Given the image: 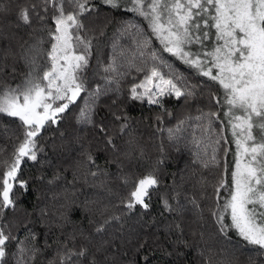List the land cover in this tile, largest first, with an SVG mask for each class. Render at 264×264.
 Here are the masks:
<instances>
[{"label":"trees","instance_id":"16d2710c","mask_svg":"<svg viewBox=\"0 0 264 264\" xmlns=\"http://www.w3.org/2000/svg\"><path fill=\"white\" fill-rule=\"evenodd\" d=\"M8 3L9 0H0V4ZM93 4L98 14L94 12L85 19L88 36L94 37L89 66L84 72L88 91L61 114L56 125L42 130L37 160L22 163L19 178L26 180L27 186L21 189L14 185L15 205L5 209L0 219V225H9L5 231L17 237L7 259L12 261L15 244L26 240L32 231L42 250L34 264H48L65 244L78 248L88 241H107L109 264H145V257L147 264H264V253L257 246L232 234L221 235L210 215L217 199L214 185L224 172L223 165H231L234 153L230 152L221 103L209 98L205 84L219 95L218 86L162 52L163 45L151 34L147 20L128 11L131 4L122 3L118 9L100 0H93ZM48 23L51 26L50 20ZM137 29L149 40L147 47H138ZM30 32L29 28L16 26L12 13L0 15V83L14 87L29 71L20 56L21 45L33 42ZM38 35L47 40V32ZM49 47L45 43L44 48ZM153 53L171 64L189 84L199 86L192 97L165 96L163 108L130 99L129 89L145 75L137 68H150ZM113 60L123 76L103 70ZM38 63L49 66L46 55L38 58ZM108 80H118L119 84H107ZM98 85L103 91L92 107L94 124L80 123V110ZM210 111L217 116L197 119ZM209 120L212 131L206 132ZM101 125L106 133L99 131ZM122 125H127L124 131ZM221 128L228 143L221 141L218 149L227 147L229 153L225 156L218 150L220 167L205 168L202 162L209 160L212 148L217 147L214 141ZM22 133L18 120L0 115V165L5 160L11 162ZM108 137L113 144L107 142ZM142 172H153L159 184L150 190L147 210L139 205L128 209V189ZM223 194L222 189L221 203ZM193 199L199 207L191 203ZM164 200L171 211L165 209ZM105 220L109 221L106 231L97 233L96 227ZM144 242L145 247L140 248ZM221 254L230 257L225 260Z\"/></svg>","mask_w":264,"mask_h":264},{"label":"snow or ice","instance_id":"6c2138e0","mask_svg":"<svg viewBox=\"0 0 264 264\" xmlns=\"http://www.w3.org/2000/svg\"><path fill=\"white\" fill-rule=\"evenodd\" d=\"M125 2L132 6L128 11L147 20L151 34L160 40L165 52L218 86L219 95L211 91L207 82L205 84L209 88V98L226 107L223 116L231 129L235 152L230 184L225 178L228 172L225 163L224 172L214 185L217 199L210 215L221 235L235 231L248 245L257 246L264 253V0H100L111 9H118ZM94 12L98 14L93 0H9L7 5L0 4V15L12 13L17 27L31 29L29 36L33 41L30 44L25 41L27 47L21 45L20 59L29 68L21 83L14 87L0 83V115L18 120L23 129L11 162L5 160L0 165L3 168L0 171V219L5 216V209L15 205L14 185L21 189L27 186L19 173L23 162L37 160L42 130L56 125L61 114L81 93L88 91L84 72L89 66L94 37L88 36L85 19ZM44 32H47V40L38 35ZM136 34L138 47H147L149 40L139 29ZM45 43L50 44L48 49L44 48ZM197 45L199 48L194 51ZM45 55L47 67L38 63V58ZM151 59L150 68H137L145 75L129 89L130 99L163 108L165 96L187 99L194 95L198 85L189 84L181 73L155 53ZM103 70L124 75L119 72L115 60ZM113 82L119 84L118 80H108L107 84ZM102 91L98 85L87 97L78 117L80 123L94 124L92 107ZM205 116L215 117L217 113L210 111L197 119ZM211 125L209 120L206 132L212 131ZM126 127L122 125L121 131ZM99 131L106 133L107 130L101 125ZM222 132L223 128L217 133L214 141L217 147L212 148L210 159L202 162L205 168L220 167L218 150L225 156L229 153L227 147L218 149L221 141L228 143ZM169 135H173V130H169ZM107 142L113 144L112 138L108 137ZM87 159L91 162V155ZM125 183L129 181L125 179ZM158 184L159 179L153 172L143 175L134 183L125 206L132 209L139 205L147 210L150 190ZM222 189L228 193L223 203L219 199ZM163 203L166 210H172L167 200ZM191 203L199 207L195 199ZM108 223V220L100 223L96 232L106 231ZM6 228L9 225H0V264H34L42 251L35 243L36 233L29 231L26 240L15 244L12 261H9L11 246L17 237L5 231ZM106 244L107 241L99 244L88 241L78 248L65 244L48 264H109ZM145 244L139 247L144 248ZM144 259L147 264L148 258Z\"/></svg>","mask_w":264,"mask_h":264},{"label":"rangeland","instance_id":"374dc122","mask_svg":"<svg viewBox=\"0 0 264 264\" xmlns=\"http://www.w3.org/2000/svg\"><path fill=\"white\" fill-rule=\"evenodd\" d=\"M214 31V30H213ZM207 43V42H206ZM197 47H198V45H197ZM195 48V47H194ZM193 48V49H194ZM199 48V47H198ZM161 51L163 52V49L161 48ZM168 55H170V53L168 54ZM170 56H173L172 54L170 55ZM173 57H175V56H173ZM176 58V57H175ZM176 59H178V58H176ZM179 60V59H178ZM180 61V60H179ZM182 62V61H181ZM221 94V93H220ZM226 110V107H224V106H222V102H221V110H220V113H221V115H223V112ZM223 118V120H224V126H225V130H226V136H227V139H228V141H229V144H230V147L232 148H230V152H235V144L234 143H232L231 141H232V135H231V129H230V127L228 126V123H227V120L224 118V116L222 117ZM233 163H234V160H233V156H231V158H230V166L228 167V172L226 173V180L228 181V183L230 184V181H229V174H230V170H231V168H232V165H233ZM145 174H147V172H142L141 174H139V175H137L136 177H134V180H133V183H132V186L130 187V190L128 189V192L130 193L132 190H133V187H134V183L139 179V178H141L143 175H145ZM225 192V194H223V196H222V203H223V199L224 198H226L227 197V195H228V193L226 192V191H224ZM229 223H230V221H228ZM228 234H232L233 236H235L236 238H239V239H241L236 233H235V231H231V232H229ZM242 240V239H241ZM237 249H238V251H239V247H238V244H237ZM229 253H230V250H229ZM221 256L225 259V260H227V259H229V257H230V255L229 254H221Z\"/></svg>","mask_w":264,"mask_h":264}]
</instances>
